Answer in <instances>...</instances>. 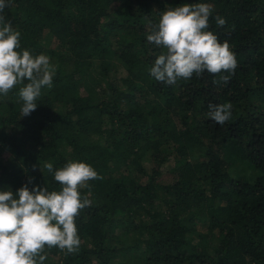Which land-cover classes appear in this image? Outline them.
Masks as SVG:
<instances>
[{
  "label": "trees",
  "instance_id": "1",
  "mask_svg": "<svg viewBox=\"0 0 264 264\" xmlns=\"http://www.w3.org/2000/svg\"><path fill=\"white\" fill-rule=\"evenodd\" d=\"M192 3L213 6L208 30L236 55L227 84L149 74L163 51L152 25ZM5 15L56 74L28 116L20 86L0 95V190L31 178L58 191L45 163L102 177L76 219L79 251L46 250L45 264H264V0H13ZM223 103L219 125L208 105Z\"/></svg>",
  "mask_w": 264,
  "mask_h": 264
},
{
  "label": "clouds",
  "instance_id": "2",
  "mask_svg": "<svg viewBox=\"0 0 264 264\" xmlns=\"http://www.w3.org/2000/svg\"><path fill=\"white\" fill-rule=\"evenodd\" d=\"M13 0H0V95L19 87L23 101L22 116L36 110L35 101L43 88L51 89L56 66L47 55L33 56L22 49L21 33L5 15ZM213 6L210 3L182 4L167 7L157 24L152 25L147 41L163 51L149 68L156 81L175 85L178 80H190L205 72L218 76L214 85L227 84L237 68L236 55L227 39L221 42L209 29ZM219 27L226 20L215 17ZM211 120L225 124L232 116V104H209ZM44 168L53 175L58 191L33 187L31 178L15 193L0 190V264H45L47 251L58 248L66 254L77 253L81 246L76 219L81 211L91 206L89 181L102 179L91 165L68 161L53 169L52 163ZM89 194L82 196L81 189Z\"/></svg>",
  "mask_w": 264,
  "mask_h": 264
},
{
  "label": "rangeland",
  "instance_id": "3",
  "mask_svg": "<svg viewBox=\"0 0 264 264\" xmlns=\"http://www.w3.org/2000/svg\"><path fill=\"white\" fill-rule=\"evenodd\" d=\"M170 165H171V164H170ZM170 165L168 164V165L166 166V168H165V172H167V171L169 170Z\"/></svg>",
  "mask_w": 264,
  "mask_h": 264
}]
</instances>
